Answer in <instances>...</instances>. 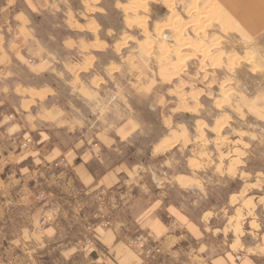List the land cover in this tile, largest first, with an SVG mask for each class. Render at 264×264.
<instances>
[{
    "label": "rangeland",
    "instance_id": "1",
    "mask_svg": "<svg viewBox=\"0 0 264 264\" xmlns=\"http://www.w3.org/2000/svg\"><path fill=\"white\" fill-rule=\"evenodd\" d=\"M68 1L82 25L89 21L77 48L92 56L89 70L62 71L61 97L110 131L136 119L142 134L119 154L131 158L135 190L180 193L195 213L228 206L235 192L263 205L264 0ZM64 17L34 20L63 36ZM180 175L194 178L190 188L179 187ZM21 184L18 176L0 182V264H86L20 232L28 220Z\"/></svg>",
    "mask_w": 264,
    "mask_h": 264
},
{
    "label": "crops",
    "instance_id": "2",
    "mask_svg": "<svg viewBox=\"0 0 264 264\" xmlns=\"http://www.w3.org/2000/svg\"><path fill=\"white\" fill-rule=\"evenodd\" d=\"M70 7L68 0H0V182L18 176L22 183L28 220L20 232L53 245L67 261L86 264H264V203L253 201L257 194L230 193L228 206L195 213L180 193L136 191L131 158L119 155L120 145L142 134L136 119L110 131L95 126L94 114L66 106L62 71H87L92 56L90 48H77L89 21L82 25ZM58 14L70 30L63 36L45 33L34 20ZM79 25L86 32L76 31ZM25 140L32 146L18 150ZM180 176L179 187L190 188L194 178ZM100 190L111 197L103 210L112 218L106 228L93 226ZM44 212L49 220L38 229ZM135 230L148 233L159 248L148 262L127 244ZM87 235L94 246L78 244Z\"/></svg>",
    "mask_w": 264,
    "mask_h": 264
},
{
    "label": "built area",
    "instance_id": "3",
    "mask_svg": "<svg viewBox=\"0 0 264 264\" xmlns=\"http://www.w3.org/2000/svg\"><path fill=\"white\" fill-rule=\"evenodd\" d=\"M21 145L28 149L32 146V142L30 140H25L21 143ZM64 159H59L57 161V164H64ZM153 170V169H152ZM137 172H141V168L137 169ZM151 178L156 182L155 180V173L154 171H151ZM111 197L108 196L107 191L100 190L96 195V208L94 211V219L95 222L93 223V226H99L101 228H106L111 226L112 224V218L109 216V214H104L103 210L108 202V199ZM51 213V211H48ZM49 216L44 215L41 219V224H45L48 222ZM127 244L128 246L135 251L138 255H140L144 261L148 262L151 259H153L156 254L159 251V248L154 244L152 237L142 231V230H135L133 233L129 234L127 237ZM79 245H87L89 247L94 246V241L92 240L91 236L87 235L84 239L78 241Z\"/></svg>",
    "mask_w": 264,
    "mask_h": 264
},
{
    "label": "bare ground",
    "instance_id": "4",
    "mask_svg": "<svg viewBox=\"0 0 264 264\" xmlns=\"http://www.w3.org/2000/svg\"><path fill=\"white\" fill-rule=\"evenodd\" d=\"M190 17V16H189ZM159 24V23H158ZM206 125L204 124L203 126L202 125H199V124H196V131H200L201 129H203ZM159 146V145H158ZM162 148V147H161ZM160 148V149H161ZM159 150V149H158Z\"/></svg>",
    "mask_w": 264,
    "mask_h": 264
}]
</instances>
